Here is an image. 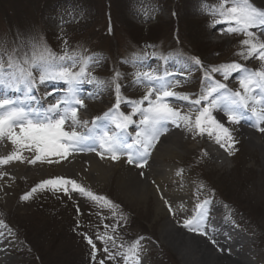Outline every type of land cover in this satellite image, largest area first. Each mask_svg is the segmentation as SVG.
Segmentation results:
<instances>
[{"label":"rangeland","instance_id":"374dc122","mask_svg":"<svg viewBox=\"0 0 264 264\" xmlns=\"http://www.w3.org/2000/svg\"><path fill=\"white\" fill-rule=\"evenodd\" d=\"M198 2L201 7L196 12L195 4ZM219 3L220 0H0V45H6L9 49L18 46L21 53L27 51L32 42L48 49L55 47L59 52L65 47L69 52L63 51L59 56L67 54L77 60L76 67L72 69L74 72L80 68L79 55L93 51L89 53L92 59L82 84L103 86L105 95L94 94V107L103 110L114 107L116 85L119 84V95L124 101L119 110L128 114L132 108L126 101L140 100L153 86L144 81L142 75L143 82L136 83L137 76L150 73L158 77L156 74L161 71V62L155 50L160 47V43H169L174 35L180 39L182 47L193 55L199 52L197 45L210 48L208 54L200 55V64L195 63V68L180 81V86L176 87L179 92H183V86L190 85L192 93L200 95L202 89L209 87L202 74H213V66L231 62L242 65L255 60L239 59L237 55L242 50L240 41L245 38L244 35L243 38L240 34L228 36V24L215 22L218 17L210 13ZM259 5L256 6L261 8ZM48 30L55 39H49ZM223 36L225 39L221 38ZM178 51L175 47L170 57H166L164 64L167 67L174 64L175 60L178 70L186 65L174 58ZM109 54L117 63V72L108 61ZM256 63L261 67L260 61ZM130 65L136 66L135 69L132 70ZM232 74L226 81L233 79L238 82L237 78L231 77ZM217 78L225 80L223 75ZM234 85V91L240 90L239 82ZM172 101L170 99L171 106L175 108L177 105ZM34 102L37 101L29 102V106H33ZM144 106H147L146 102ZM92 109L88 105L78 107V125L86 124L83 119L91 117ZM182 114L191 115L195 120V114ZM133 119L139 123L141 117L136 115ZM179 129V134L185 133L193 139L195 147L184 154L179 163H171L170 167L180 169L176 179L184 181L186 178L185 182L197 183L204 193V201L225 206L228 219L248 239L249 244L244 247L249 253L246 258L248 262L264 264V172L256 163L258 151L252 150L242 135L231 133L234 143L222 141L225 145L222 148L207 131L206 135L200 134L185 127L183 121ZM134 131V126L128 129L133 136ZM203 137H208V141H204ZM254 139H259V135L254 136ZM200 145L210 146L220 157L222 153L228 154L226 164L221 167L222 159H211ZM9 146L12 153L18 151L22 156L20 165L26 167L37 163L38 160L28 163L35 157L34 149L18 150L11 143ZM47 170L45 175H33L25 183L17 178L16 181H10V192L5 195L0 191V227L5 229L4 238L12 243L8 264H99L102 259L105 264H124L122 256L117 254L121 251L120 246L125 241L130 245L136 240L140 242L139 253L148 247L146 264H183L177 253L163 245L164 240L158 233L162 222L167 219L163 216L159 220L146 203L132 204L130 199L119 194L116 175L101 185L61 173L56 168ZM56 177L76 181L86 190L111 201V205L73 191L71 185H66L70 195L65 194L63 189L57 191L47 186L38 189L28 200L21 199L43 180ZM69 225H73L77 232L66 231ZM84 234L92 238L96 245L95 262L91 257L92 248L85 241ZM98 235L105 238L111 236L115 245L111 240L105 245L104 241L97 239ZM105 246L114 254V259L106 258ZM123 247L122 253L126 251ZM180 251L183 249L180 248Z\"/></svg>","mask_w":264,"mask_h":264},{"label":"snow or ice","instance_id":"6c2138e0","mask_svg":"<svg viewBox=\"0 0 264 264\" xmlns=\"http://www.w3.org/2000/svg\"><path fill=\"white\" fill-rule=\"evenodd\" d=\"M218 17L217 23H226L227 34H243L244 39L240 41L242 50L237 53L245 60L256 59L260 61L261 67L258 70H250L240 63L231 62L219 66H213L211 72L223 75L227 80L232 73H237L239 89L231 91L226 85L219 81H212L211 76L206 72L205 81L209 87L202 89L199 98L192 101L194 105H201L202 109H196L199 113L195 120L191 115H184L178 109L171 106L170 98L188 100L187 94H177L169 90L170 83L164 77H153L150 73H143L137 76L136 83L144 81L150 85L157 81L156 85L150 86L148 91L140 100L126 101L132 111L128 114L119 111L122 101L120 85H116V104L103 117L94 120L93 128L85 133L75 130L79 123L77 109L83 107V100L79 95L78 85L83 82L86 70L91 57L81 58L79 71H73L77 60L67 54L57 57L46 46L36 42L29 44L28 50L21 53L18 46L9 49L6 45H0V138L7 136L11 144L18 150L35 151L34 159L28 163H35L43 160L50 153L60 157H66L70 151H95V144L98 143L103 152L110 153L113 160L119 159L120 155H127L129 164L135 163L137 167H143L147 163L150 150L156 146L161 135L168 130L167 124L171 123L180 126L183 121L185 127L203 134L207 131L210 137L215 138L216 143L222 148L225 147L222 141L234 143L229 128L221 122L226 117L231 124H240L242 121H252V126L264 132V42H261L251 29H258L264 34V8H259L252 3V0H220L210 13ZM196 64L200 61L195 60ZM117 77L119 73L116 74ZM62 82L65 92L56 95V84ZM51 84L53 91H46L44 97L38 98L34 93L41 86L47 88ZM153 95L155 99H152ZM49 98L55 102H48V106H29L31 101ZM145 102L147 106L145 105ZM213 111L222 113L218 119L213 116ZM250 113V114H249ZM139 115L141 119L137 123L133 117ZM71 120L73 130H65L66 121ZM110 122L115 128H110ZM87 123V122H85ZM135 127V135L128 132L130 127ZM19 129V132L15 129ZM111 133V134H110ZM231 147V144H229ZM101 155V153H97ZM101 158H104L101 155ZM21 160L22 156L14 151L7 157L0 158V165L9 163L12 160ZM51 163V161H48ZM58 162V161H57ZM179 174V173H178ZM0 173V176H3ZM71 185L73 191H79L82 195L90 197L97 202L111 205L105 197L97 196L86 190L74 180H67L62 177L43 180L32 190L21 197L28 200L38 189L51 186L54 190L63 189L64 193L70 195L68 187ZM207 201L196 205V215L183 222V226L189 231H197L204 235L202 221L205 215ZM168 205L169 212H172L171 205ZM79 211V209L77 210ZM2 224V221H0ZM107 227V225H105ZM3 233H0L2 235ZM84 239L91 246V257L95 262L97 259V248L92 238L84 234ZM98 240L115 241L111 236H97ZM142 239V238H141ZM123 247V245H121ZM139 240L134 241L121 255L124 264H139ZM107 259H114L107 246L104 247ZM99 264H105L100 260Z\"/></svg>","mask_w":264,"mask_h":264},{"label":"bare ground","instance_id":"6f19581e","mask_svg":"<svg viewBox=\"0 0 264 264\" xmlns=\"http://www.w3.org/2000/svg\"><path fill=\"white\" fill-rule=\"evenodd\" d=\"M253 2L264 7V0ZM251 31L256 34L255 30ZM212 115L220 119L223 114L213 111ZM221 120L227 119L224 117ZM253 123L255 122L242 121L240 124L229 122L224 124L231 133L246 137L251 149L258 151L256 163L264 172V132L261 133L259 139H254L259 130L258 127L252 126ZM66 124L65 129L67 131L73 130L71 121ZM259 127H264V124H260ZM167 128L168 130L156 142V146L150 150L147 163L143 167H137L135 163L129 164L127 155H120L119 159L113 160L111 154L103 152L97 143L94 145L95 151H70L63 158L55 153H50L42 161L38 160L37 163L26 167L18 163L0 165V173L4 174L0 176V191L5 195L10 192L8 189L10 181H16L17 178L25 183L33 175H45L48 168H56L61 173L80 177L91 183L95 181L94 184L100 183L101 185L116 175V189L119 194L127 200L130 199L132 204L146 203L147 208L149 206L148 209L151 212L153 210L159 220L163 216L167 219V221L162 222V227L158 233L164 240L163 245L170 247L177 253L183 264H251L246 259L249 253L244 248L247 243L249 244L248 239L236 229L234 237H230L226 233L227 229L218 220L217 214L222 213L225 209L218 203L206 205L205 212L210 213L212 211V216L208 219V223L207 220L203 219L202 221L204 235L197 231H189L183 226L184 220L196 215L198 211L196 205L204 202L200 198L205 196H203L204 193L197 183L185 182L186 178L184 181L176 179L180 169L170 167L171 163H179L184 154L194 150L193 139L185 133L179 134L180 126L177 127L168 123ZM90 129L92 128L87 130ZM75 130L77 131V129ZM247 135L252 136V138L249 139ZM200 148H203L213 160L221 158V167L226 164V158L218 156L210 146L201 145ZM98 152L104 158H101V155L97 154ZM194 180L196 179L194 178ZM165 187L170 189L164 190ZM4 199L6 200L5 197ZM165 200L171 205L172 212H169ZM4 246L2 235H0V264L9 263ZM180 248L183 251H180ZM146 252L145 249L142 250L139 264H146Z\"/></svg>","mask_w":264,"mask_h":264}]
</instances>
